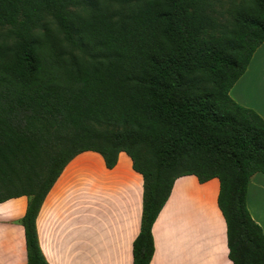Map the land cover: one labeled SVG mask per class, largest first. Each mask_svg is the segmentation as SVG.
Listing matches in <instances>:
<instances>
[{"label": "trees", "instance_id": "obj_1", "mask_svg": "<svg viewBox=\"0 0 264 264\" xmlns=\"http://www.w3.org/2000/svg\"><path fill=\"white\" fill-rule=\"evenodd\" d=\"M224 5L229 6L225 10ZM0 203L25 197L26 264H47L35 222L76 156L126 154L143 180L132 264L176 180L219 182L232 264H264L246 205L264 174V121L230 90L264 43V0H0Z\"/></svg>", "mask_w": 264, "mask_h": 264}, {"label": "crops", "instance_id": "obj_2", "mask_svg": "<svg viewBox=\"0 0 264 264\" xmlns=\"http://www.w3.org/2000/svg\"><path fill=\"white\" fill-rule=\"evenodd\" d=\"M229 92L241 107L264 121L263 57L256 56ZM219 182L199 184L194 176L175 181L151 233L150 264H232L226 225L217 206ZM142 177L121 153L113 169L93 152L76 156L43 201L35 222L36 238L47 264H132V244L140 231ZM186 200L184 212L182 201ZM28 199L0 203V264H26L24 231L19 224ZM203 205V210L201 209ZM252 220L264 234V174L251 177L246 198Z\"/></svg>", "mask_w": 264, "mask_h": 264}, {"label": "rangeland", "instance_id": "obj_3", "mask_svg": "<svg viewBox=\"0 0 264 264\" xmlns=\"http://www.w3.org/2000/svg\"><path fill=\"white\" fill-rule=\"evenodd\" d=\"M224 9L227 10L229 9V6L227 5H224ZM8 34V29L7 28H3V29H0V39H5L6 36ZM264 54V48L263 50L258 54V56H256V61L259 60L260 57H263L262 55ZM264 59V58H263ZM260 71H262V74L264 75V63L262 64V66H260ZM188 202H186V200L183 199L182 201V207L184 208V212H185V209H186V205H187ZM203 210V205H202V208Z\"/></svg>", "mask_w": 264, "mask_h": 264}]
</instances>
